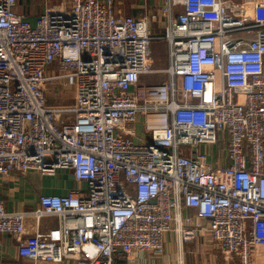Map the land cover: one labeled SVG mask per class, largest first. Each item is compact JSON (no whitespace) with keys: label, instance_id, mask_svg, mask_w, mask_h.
I'll list each match as a JSON object with an SVG mask.
<instances>
[{"label":"built area","instance_id":"obj_1","mask_svg":"<svg viewBox=\"0 0 264 264\" xmlns=\"http://www.w3.org/2000/svg\"><path fill=\"white\" fill-rule=\"evenodd\" d=\"M16 4L0 0V178L69 171L77 183L28 212L0 197V234L17 238L18 254L132 264L136 252L162 255L169 232L186 242L205 229L223 255L250 264L264 245V2L168 0L161 33L157 14L117 16L114 0L47 6L34 25ZM46 86L69 88L71 103L48 104ZM139 116L149 141L132 139ZM28 217L58 225L26 235Z\"/></svg>","mask_w":264,"mask_h":264},{"label":"crops","instance_id":"obj_2","mask_svg":"<svg viewBox=\"0 0 264 264\" xmlns=\"http://www.w3.org/2000/svg\"><path fill=\"white\" fill-rule=\"evenodd\" d=\"M264 2V0H258ZM71 0H17L14 11L22 15L30 25H34L38 15L49 6L54 8L68 7ZM168 0H114L113 9L117 16L140 17L144 13H155L158 20L151 23L154 33H161L166 26ZM181 12V6L173 8V15ZM155 44L163 45L166 53L167 46L164 42ZM167 66V65H166ZM166 68V67H165ZM164 68V69H165ZM156 70H161L157 69ZM163 70V69H162ZM148 77H143L146 81ZM155 78V77H154ZM142 116L137 117L136 122L130 127L132 139L138 142L149 141V138L137 137L135 130ZM145 132V130H144ZM146 132L144 133L145 136ZM77 183L69 171H58L54 176H44L37 172H29L25 175L12 173L0 178V197L7 211H32L38 207L40 195H66L76 188ZM85 190V184L80 185ZM183 217L194 216V209L184 208ZM206 225V221H201ZM195 219L187 226L193 228ZM58 225L55 217H42L38 221L28 217L25 220V234L32 235L35 231L46 232ZM245 229H250V222L245 221ZM132 264H238L235 257L223 255L215 246L205 229L197 230L196 236L186 242L181 241L178 231H172L164 236V252L155 255L151 252H136L132 255ZM0 264H31V262L18 254V240L8 234H0ZM63 264H73L64 262ZM250 264H264V245H255L251 252Z\"/></svg>","mask_w":264,"mask_h":264},{"label":"rangeland","instance_id":"obj_3","mask_svg":"<svg viewBox=\"0 0 264 264\" xmlns=\"http://www.w3.org/2000/svg\"><path fill=\"white\" fill-rule=\"evenodd\" d=\"M163 32V30H162ZM166 50L163 45L154 44L152 46V61L153 67L157 69H164L166 67L165 60ZM52 68L50 69V71ZM166 80V77L161 74L154 81V83H161ZM46 102L50 105H68L71 103V90L67 87H58V86H46L45 87ZM135 130L137 131V137L149 138V133H146L144 136V126L143 120H139L136 124ZM222 144L218 143L217 145L210 148V152L214 157H219L222 152ZM207 150V147H203ZM121 181L123 183V177L121 175ZM124 184V183H123ZM232 257V256H231ZM239 264V263H238Z\"/></svg>","mask_w":264,"mask_h":264}]
</instances>
